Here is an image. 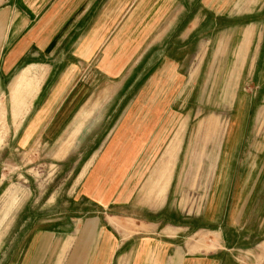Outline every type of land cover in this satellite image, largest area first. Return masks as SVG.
Here are the masks:
<instances>
[{"label":"crops","instance_id":"0c3cea01","mask_svg":"<svg viewBox=\"0 0 264 264\" xmlns=\"http://www.w3.org/2000/svg\"><path fill=\"white\" fill-rule=\"evenodd\" d=\"M217 70L232 106H264V0H0L11 150L53 147L73 175L70 214L31 226L22 243L0 237V264H250L261 254L264 264L252 174L234 186L230 118L211 219L206 207L189 235L175 216L194 143L187 92Z\"/></svg>","mask_w":264,"mask_h":264},{"label":"rangeland","instance_id":"374dc122","mask_svg":"<svg viewBox=\"0 0 264 264\" xmlns=\"http://www.w3.org/2000/svg\"><path fill=\"white\" fill-rule=\"evenodd\" d=\"M226 73L227 70L224 73L217 70L215 77L201 81L195 94L190 92V86L186 96L187 116L190 119L187 141L193 137L194 143L190 149V143L186 146L184 156L187 158L178 170L174 184V210L181 224L179 226L188 224L189 235L203 229L200 222L204 220L201 215H204L206 207L209 213L208 217L207 214L204 216L211 219L212 211L207 205L212 204L218 150L224 141L229 118L234 186L242 187L243 182L248 177L251 179L252 174L251 186L255 184L257 187L253 205L257 213L264 214V106H254L249 114L247 110L237 108L236 101L232 106L236 94L222 93L226 86ZM229 87L234 88L233 82L229 83ZM257 102L252 101V105ZM10 105L8 95L0 100V135L5 136L4 141H0V178L3 181L0 189V237L9 239L17 233L22 243L31 226L36 223L40 225L46 220L56 223L57 219L64 218L62 214H70L72 207L68 195L73 175L72 165L64 162L65 157L55 158L53 147L38 146L25 153L11 150L6 122V116L11 119L10 110L13 114ZM93 145L92 142L86 143L84 150ZM171 231L174 233L176 229ZM256 259L252 258L250 264H260L262 254L257 255Z\"/></svg>","mask_w":264,"mask_h":264}]
</instances>
